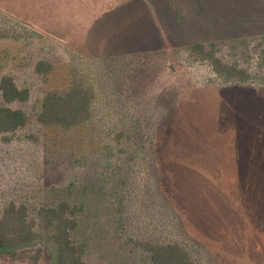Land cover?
Wrapping results in <instances>:
<instances>
[{"label":"rangeland","instance_id":"374dc122","mask_svg":"<svg viewBox=\"0 0 264 264\" xmlns=\"http://www.w3.org/2000/svg\"><path fill=\"white\" fill-rule=\"evenodd\" d=\"M204 44L254 80L224 84ZM41 63L52 65L42 74ZM28 125L0 135V217L11 203L82 207L89 264H264V0H0V84ZM83 82L90 119L38 120L49 93ZM43 235L0 264H53Z\"/></svg>","mask_w":264,"mask_h":264},{"label":"trees","instance_id":"16d2710c","mask_svg":"<svg viewBox=\"0 0 264 264\" xmlns=\"http://www.w3.org/2000/svg\"><path fill=\"white\" fill-rule=\"evenodd\" d=\"M197 54L200 61L209 62L224 84H250L254 78L247 71L224 64L215 51L209 52L204 44H195L188 50ZM52 65L41 63L38 70L42 74L52 71ZM0 91L8 105L26 103L31 94L21 90L11 77H3ZM95 98L83 82L76 83L66 93H49L43 102L38 120L44 126H55L71 131L84 125L90 119L91 104ZM29 123L22 110L0 107V135L12 134L25 128ZM82 207H73L67 202L56 206H45L37 210V219L32 220L29 209L24 205L9 204L0 217V255L15 257L35 243L41 235L50 247L53 264H89L86 260L88 246L74 240L80 228L77 216ZM152 264H191L189 256L181 249L157 247L152 249Z\"/></svg>","mask_w":264,"mask_h":264}]
</instances>
